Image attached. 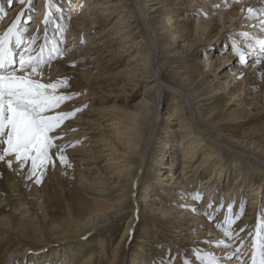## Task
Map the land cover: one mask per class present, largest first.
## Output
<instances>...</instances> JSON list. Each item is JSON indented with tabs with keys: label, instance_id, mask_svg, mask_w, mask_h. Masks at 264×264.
Instances as JSON below:
<instances>
[{
	"label": "bare ground",
	"instance_id": "1",
	"mask_svg": "<svg viewBox=\"0 0 264 264\" xmlns=\"http://www.w3.org/2000/svg\"><path fill=\"white\" fill-rule=\"evenodd\" d=\"M230 1L76 0L71 6V0H51V3L49 0H39L38 6L34 8L26 0L23 6L13 3L12 6L16 7L13 11L9 9L7 0H3L6 15L0 14V18L4 17L1 20L3 28L0 29V34L14 23L17 13L23 28L24 20L27 21L28 17H31V28L25 46L27 42L35 40L33 47L38 50L45 46V37H47L45 56L53 43L62 49L61 32L65 28L68 34L64 38L66 39L64 49L69 50L75 49L83 39L98 31L87 42L86 56L82 52L85 51L83 48L74 52L67 50L68 52L66 51L61 57L63 61L55 60L56 55L53 54L50 66L45 65L39 69L43 72L41 82H56L62 79L66 70L64 66L59 68L60 63L84 67L85 63L81 64L80 59L94 57L92 61H87L88 65L92 64L103 69L114 68L117 71L110 77L121 76L127 80H135L138 84L145 83L147 95L138 103L140 109L113 104L108 108L80 112L79 116L84 118H90L92 114L97 121L105 118L107 122L111 121L109 126L116 125L113 143L106 139L100 140L103 135L94 133L95 129L89 127L92 122L88 123L85 120H82L84 123L82 126L77 127L69 125L75 122L69 120L65 122L66 125L60 132L64 134L65 140L56 142L57 144L80 143L83 145V148L77 151V155L80 156L82 152H100L101 158L111 164L107 165L106 169L98 171H101L102 176L105 175V171H116L118 187L116 191L107 187V190L100 187L96 189V186L105 183L103 181L98 183L87 173L89 170H86L87 172L83 170L85 159L69 158L70 166L65 165L63 168L49 164L40 179L42 186L38 190L41 193L40 210L45 211V215L37 217L25 213L29 208L19 203L23 190L19 186L23 184V188L27 189L26 193L22 192L24 197H27L32 194L34 188H31L34 185L29 186L31 181L17 179L20 185L16 186L14 196L18 199L14 202L13 211L7 210L4 203L0 204V234H4L0 236V241H5L6 234H12L21 244L24 242L29 247L21 255L22 260H10L5 264H71V261L72 264H120L126 254L128 240L137 232L138 245L136 248L129 245L131 248L127 256L129 264H205L200 257H215L220 264H251L254 233L264 219L262 216L264 201H260L264 200V166L257 164L254 157L264 161V144H261L257 138L235 139L232 134L226 132L223 123L229 117H234L232 120L243 119V113L247 112L248 107H245L244 100L242 104L236 105L233 102L235 96L226 104L230 95H233L232 91L220 89L215 86V80L210 82L197 71V67L201 65L208 67L215 64L219 67L215 75L216 79H227L229 71L225 77V69L231 70L234 65L243 64L237 55L239 48L245 54L244 61L250 55L255 56L248 70H245L244 66L238 69L239 76L247 74V82L242 84L241 94L253 93L256 98L264 93L263 91L257 95L255 92L258 86L264 85V61H258V49L256 52H251L253 50L249 48V44L255 43L256 40H264V30L261 29V23L264 22V1L232 0L229 5ZM241 1L242 3H236ZM83 2L82 11L78 13ZM211 4L222 6L227 10L225 14L231 13L226 18L229 19L227 30L219 31L223 38V42H220L221 46H212L215 60L211 61L210 54L205 55L201 61L193 59L194 55L200 54L198 49L187 55H181L177 45L180 40L185 39L192 25L195 28L191 40L194 38L196 40L201 25L209 29L224 26L213 16L215 14L213 9L206 10ZM249 8L253 9L251 18ZM22 12L24 15L20 16ZM49 12H51L50 17ZM191 14L198 17L192 20ZM45 19H48L47 25L44 24ZM236 24L238 27H235ZM257 32L258 34L253 35ZM150 33L153 34L154 40ZM243 33H247L248 36L245 37ZM227 44H230L229 50L226 49ZM199 45L208 46L207 38L199 39L194 46L197 48ZM114 52L118 54V58ZM225 52L226 56L221 55ZM82 55L84 57L81 58ZM180 59H186L189 63L182 64L179 62ZM170 65H174L173 68L176 70L170 68ZM167 70L170 71V78L166 74ZM193 70L195 71L192 72ZM208 73L211 75V72ZM70 75H68L70 78L68 88H60L58 92L82 95L77 103H84L83 105L95 101L102 102L95 98L88 99L93 82L90 76L84 75L72 79ZM235 79L236 76L233 82ZM166 94L172 96L173 100ZM77 103L71 100L67 105L64 104L50 114L72 111L77 108ZM167 105L169 115L164 123L162 120L159 122L160 108L165 109L164 106ZM211 105L213 106L210 107ZM232 105H236L237 110L235 112L232 110V116H226L223 110ZM242 107H244L243 111L240 110ZM218 111L222 113L217 114ZM191 113L201 116L202 121L196 117L192 118ZM219 114L222 116L215 121ZM83 126L85 128H82ZM186 130L188 132H184ZM170 133L173 135L169 136ZM178 134L181 136L180 140L175 138ZM208 136L216 141H210ZM84 138L88 139L82 142ZM222 140L253 158H235V153L231 152L233 149L220 143ZM103 142H106V149L100 150L97 144L103 146ZM179 146L182 168L189 169L183 171L181 176L176 171V167L179 166L177 159L181 157L174 156V149ZM2 147L3 145H0V149ZM85 148L88 149L84 150ZM75 152L70 151V155H76ZM170 157L174 160L169 162L168 167L163 168ZM12 160H15L14 157ZM29 168H31L30 162L22 167V173H28ZM161 168L166 169V172L163 173ZM64 169L66 172L62 178L57 171ZM155 173L160 179L170 183H166V186L164 184L163 187L162 182L149 181ZM34 178L36 180V177ZM159 184L162 186L161 191L155 187ZM247 192H250V195ZM138 194H141L140 202L133 199ZM197 194L200 195L199 199H196ZM175 195H181L177 202L187 201L184 208H188L180 211V216L176 217L178 221L175 218H168L167 214L174 210V207L166 208L164 204V201H173L169 197ZM188 195L190 198L186 199ZM155 201L159 204H155ZM51 203L54 208L59 207V209L51 211L49 209ZM229 207L232 208L231 213L228 211ZM241 209H243L242 214ZM22 211L25 212L21 214ZM140 213L144 215V220H141ZM48 215L52 217L48 218ZM127 215L129 217L122 234L107 233L112 223ZM183 216L192 223L187 225V222L181 221ZM229 217L235 220L231 228L233 237L231 239L223 232L228 227L226 220ZM138 224L141 225V230L138 229ZM196 226H199V229L201 227L206 229L204 234L193 236V239L198 240L189 245V239H186L189 238L187 232ZM209 241L216 245H212L206 253L201 252L204 242ZM220 241L224 243L221 244ZM237 248L241 249L240 255L227 263L226 260L230 255H236ZM27 252H32L33 255L29 256L30 253ZM32 256L37 258L30 260ZM12 257L15 258L14 254L9 258ZM60 258L65 261L60 262Z\"/></svg>",
	"mask_w": 264,
	"mask_h": 264
},
{
	"label": "rangeland",
	"instance_id": "2",
	"mask_svg": "<svg viewBox=\"0 0 264 264\" xmlns=\"http://www.w3.org/2000/svg\"><path fill=\"white\" fill-rule=\"evenodd\" d=\"M262 1H264V0H262ZM15 2L20 4L18 2V0H14V3ZM25 2H26V0H25ZM38 2H39V0H32V5L34 6V8L36 6H38ZM75 2H76V0H71V6ZM197 2H198V0H197ZM231 2H232V0L228 4L230 5ZM236 3H242V1L241 2H236ZM20 6H23V5H20ZM83 6H84V2L82 3V6L79 7V9L77 11L78 13L82 11L81 8H83ZM14 8L16 9V7H14L12 5L9 7V9H11V10L13 9V11H14ZM209 9H213L214 10L213 12H215V14H213V16L215 18H217L218 22L222 23L226 27H224V26L222 27L221 26L220 28L218 27L217 29H209V28L205 27L204 25H201L199 27L198 37L196 38V40H195V38L191 40L192 31L195 28V26L192 25L190 27L189 33L187 34L185 39L182 40V41L180 40L178 45H177L178 51H180L181 55H187L190 52H192L193 50L195 51V50L198 49L200 54L199 55H194L193 59H195L197 61H201V59L204 58L205 55L210 54L209 58L211 59V61L215 60V58L213 57V55L215 54V51L212 50V46H214V45H217L219 47L221 46L220 42H223V40H222L223 38L221 37V34H219V31L220 30L222 31V29L227 30L226 28L229 26V19H226V18L231 13L225 14L227 12L226 9H224L222 6L221 7L220 6L217 7V6L213 5V4H211L210 7L208 9H206V10H209ZM18 15H19V13H17V15L14 18H17ZM190 16H191L192 20H195L196 17H198L197 15H194V14H191ZM3 18L4 17L0 18V25L1 26H2L1 20ZM31 23H32V18H31V20H27V21L24 20V22H23V24L25 25L24 29L26 30L25 38L28 37L29 31H30V28H31ZM235 23H236V21L233 22V24H235ZM235 27H238V25L236 24ZM2 28H3V26L0 27V29H2ZM254 28L257 29V27H254ZM97 32L98 31H95L89 37L83 39L81 41V43H79V45H77L75 47V49L72 48V49L69 50V49H64L66 47V45H65L66 44V42H65L66 39H64V38L68 34L67 33V28H65V30H62V32H61V36L63 38V40H62L63 42L61 43V45H62L61 46V48H62L61 51L63 52V54L66 53L67 50L69 52H74V51H80L82 48H83V50L86 51L87 49H85V48L87 47L86 45H87L88 40L91 39L94 35H96ZM256 34H258V32L257 33H253V35H256ZM150 36L154 40V37H153L152 33H150ZM201 38H207L208 46L199 45L196 48L194 45ZM205 47H207V48L204 51ZM230 48H231L230 44H227L226 49L229 50ZM85 51H82V52L86 56L88 54V50L86 51L87 53ZM115 52L116 53L118 52L117 49H115ZM115 52H114V54H115V56H117L118 54H116ZM228 52H230V51H228ZM251 52H253V51H251ZM211 54H212V56H211ZM221 55L226 56V52L222 53ZM82 57H84V55H82L81 58ZM55 58H56L55 60H57V61H63V59H61V57H59V58L55 57ZM117 58H118V56H117ZM254 58H255L254 55H250L249 57L246 58V61L242 62L243 63L242 65L241 64L240 65L236 64V65H234V67L231 70H229L228 68L225 69V77H226V74L228 73V71H229V73H228L227 79H223V80H221V79L217 80L216 79L215 75L217 73V70H219L218 65L213 64V65L208 66V67H204L205 65H201V66L199 65L200 67H197L198 68L197 71H198V73H201V75L205 77L204 79H207L210 82L215 80V82H216L215 86L219 87L220 89L226 90V91H228V90L232 91L233 95H230V97L226 101V104H227V102H228V100L230 98H233L235 96L233 102H235L236 105L242 104V101L244 100L245 101V107H248L247 108V112L243 113V116H244L243 119L232 120V118H234V117H229V119H228L229 121L226 120L225 123H223L224 127L223 126L222 127L226 128L225 129L226 132L232 134V136L235 137V139H239V138L240 139H243V138H257V140L261 144H264V99H262V98H264V93H263V95L261 94L262 96L260 95L259 97H256V98H255L253 93L251 95L241 94V89H242L243 85L247 82V74L245 73L242 76L238 75L239 67L240 66H244L245 70H248L249 65L253 62ZM93 59H94V57L93 58L84 57V59H80L82 61V62H80L81 64L84 65V63H85L84 67H78L76 64H73L74 66L73 65H62V63L59 64V68H60V66L61 67L64 66V68L66 70L65 73H64L65 76L63 78L68 77V75H70V74H71L70 76L72 77V79H74V78L77 79V78H79L81 76H84V75L90 76L93 82H92V86H91V88H92L91 90L92 91H91V93H89L90 96L88 97V99L92 100L93 98H95L97 100H102V102L95 101L94 103L86 105V107H85V105H83L84 103H77V102H79L78 99L82 96V95L80 96L77 93L78 95L74 96L71 100L77 103V106H76L77 108L79 107V108L82 109L80 112L84 113V111H93V110L98 109V108H108V107H110L113 104H117V105L124 106V107H129V108L137 107L138 109H140L141 107L138 106L139 105L138 103L142 102V100L147 97L146 92H145V85L146 84L145 83L138 84V82L135 81V80H127L125 77H121V76L110 77V75L114 74L117 70H115L114 68H110V69H103L102 67L97 68V66L95 67L92 64L88 65L87 61H92ZM262 61H264V60H262ZM179 62L182 63V64L189 63V61L187 62L186 59H183V60H181ZM78 64H79V62H78ZM173 66L174 65H170V68H173ZM90 69L91 70L93 69V70L91 71ZM173 69L176 70V68H173ZM194 71L195 70H193L192 72H194ZM169 72L170 71L167 70L166 74H167V76L169 75L168 77L170 78ZM208 72H211V75H209ZM235 76H236V79L233 82V78ZM261 76H262V74H261ZM231 85H233V86L230 88ZM171 87L172 86L170 85L169 88H171ZM238 90L240 92H238ZM263 91H264V85L258 86L257 89H255V92H257V95H259L260 92H263ZM169 94H166V96L169 97V99L173 100L172 96H169ZM71 100L64 102L61 105V107L64 104L67 105V103L70 102ZM125 100H127V101H125ZM170 103H172V101ZM236 105L228 106V108L226 107L223 110V113H225L226 116H228V115L232 116V113L237 110ZM212 106L213 105H211L210 107H212ZM168 107L169 106L167 105V106H164L165 109H163L162 107L160 108V111L158 113L159 122H160V120H162L163 123H164L165 118H167V116L169 115V111H167V109H169ZM232 110H233V112H232ZM240 110L243 111L244 107L240 108ZM80 112L76 113L75 117L68 119L69 121L75 122V124L73 123V124H69V125H73V127L75 125H76V127L77 126H82L84 124V123H82V120H85L88 123L92 122L89 127L95 129V130H93L94 133H97V134L100 133V134L103 135L102 138L100 136H98V137L101 138L100 140L106 139V140L111 141L113 143L112 140L114 138V134H116V125L115 126H111V125L109 126L108 124H110L111 121L107 122V120L105 118L101 119V121L98 119V121H97L96 117H94V115H92V114H91L90 118H84L83 116H79ZM218 113H222V112L218 111L217 114ZM191 114L193 115V116L191 115L192 118L196 117L198 120L202 121V117L201 116H199V115L196 116V114H193V113H191ZM221 116H222V114L217 115L216 118H215V121H217L216 119L221 117ZM68 120H65L63 122V124L61 125V127L57 128L55 130V132L51 133V135H55L57 133H60L61 129L63 127H65V125H66L65 122H67ZM195 122H196V120H195ZM98 123H99V125H97ZM82 128H85V127L83 126ZM107 130H109L110 132L108 133ZM184 132H188V131L186 130ZM214 134L215 133H213V136H214ZM172 135H173L172 133L169 134V136H172ZM175 138L180 140V138H181L180 134H178ZM207 138L210 141H212V142L216 141L214 139H211L209 136ZM87 139L88 138H84L82 142L87 141ZM215 139H217V138L215 137ZM61 140H65V138L56 140L55 143L57 141H61ZM223 141L224 140L220 141V143L225 144L227 147H230L231 149H233V151H231V152L235 153L236 157L233 155L235 158H237V159L242 158V157H244V158H247V157L253 158L251 155L244 154V153H242L243 152L242 150H240L238 148H233L232 146H229L225 141L224 142ZM70 144H72V143H70ZM74 144H75L74 147H69V148H67L65 150V154L68 157V159L69 158L71 160H82V159H85L86 164L83 165L84 166L83 170H85V171L89 170L88 172L87 171L86 172L89 173L90 176H93L92 178H94L95 181H97V182L101 181V183H103V182L105 183V185L96 186L97 187L96 189H98V187L106 189V187H107V189H113L112 191H116L117 188H118L117 187V176H115V172L116 171H112V172L105 171V175L104 176L101 175V171L100 172L98 171V170H101V169H103V170L106 169V166L110 165L111 162L104 161L105 159L101 158L102 154L100 152H97V153H85V152H82L81 156L79 154L77 155V151H80L83 148V145H81L78 142L74 143ZM103 144H104L103 146H101L102 144H100V145L97 144V146L100 147V150H105L106 149V146H105L106 142H103ZM4 147H6V145H3L2 148H4ZM77 149H79V150H77ZM86 149H88V148H85L84 150H86ZM179 149H180V146L178 148L175 147V149H174L175 152L174 151L173 152L175 153V155H174L175 157L178 156L180 158L181 154H180V150ZM70 151H76L75 152L76 155H70ZM89 151H90V148H89ZM13 157L14 156H6L4 161H0V200H1L0 204L4 203V206L7 208V210L12 212L13 208H14V205H15L14 202H15L16 199H18L17 197L14 196V194H15L16 186L19 184V180H21V181H25L26 180V182H30L31 181L29 186L31 184H33L34 186L31 189H33V188L34 189L32 190V194L31 195H27V197L26 196L24 197V195H23L24 192L26 193L27 189L25 190V188H23V184L22 185L19 184L20 185L19 187H21L23 189L22 190L23 194L21 192V198H20V202L19 203H20L21 206H25V207L29 208V211H26V212L22 211L21 214H23V212H25V213H29V215H31V216L43 217V215H45V213H44L45 211L40 210L41 206H42V203L40 202L41 201V199H40L41 193H40V191H38V190H40V188L42 186V182L37 183L34 177L30 178V176H29L30 173L29 172L31 171V168H29L30 171L28 170V173L23 174L22 171H21L22 167L20 166L19 162H17L16 160H12ZM254 159L257 160V162H258L257 164H259L260 166H264V161H262V159L260 160L259 158H255V157H254ZM172 160H174L173 157H170L168 159V161H166L167 164L164 165L163 168L168 167L169 166V162H171ZM263 160H264V158H263ZM9 161L12 162V166L13 167H11V168L8 167V162ZM88 161L92 162V163H87ZM177 161L179 162V166L176 167V171H177V173L180 176H181L183 171H185V170L189 171V169H183L182 168V166H183L182 157H181V159H177ZM64 166L65 165H62L59 162V160L55 161V167L56 168H63ZM112 166H115V165H112ZM13 168H15L16 171ZM19 168H20V170H19ZM162 171H163V173H165L166 169H162ZM65 172H66L65 169L57 171V173L61 174L62 178H64ZM50 173H51V171H50ZM45 174H47V173H45ZM142 174H143V172H142ZM19 176L21 178H19ZM17 179H19V180H17ZM98 179H100V180H98ZM104 179H105V181H104ZM150 180H152L153 182H155V181L162 182L163 183L162 184L163 187H164V184L166 186V183H170L168 181H163L162 178L160 179V177H158L156 175V173L153 174L149 178V181ZM155 187H157V190H159V191L162 190L161 189L162 186H160V184L158 186L155 185ZM17 193L18 192H16V194ZM29 194H30V192H29ZM141 194H138L137 196H135L136 198H133V199H135V200L137 199L140 202ZM247 194L250 195V192H247ZM32 196H33V199H32ZM180 196L181 195L170 196L169 199L173 200V201H169V202L164 201V204H165L166 208H170L171 209V207H174V210L170 211L167 214L168 218H171V219L175 218V220H177V221H178V219L176 217L178 215L180 216V211H182V209L188 210V208H184V207H186L187 201H185L183 203L177 202V199H179ZM189 196L190 195H188L186 197V199L190 198ZM260 201L263 202L264 200L261 199ZM133 202L135 203L134 200H133ZM51 204L52 205H49V209L51 211H55L56 209H59V207L54 208L53 203H51ZM155 204H159V202L157 201ZM143 216L144 215H142L140 213L141 220H144ZM20 217H23V215H20ZM50 217H52V216L48 215V218H50ZM127 217H129V216L127 215V216L117 220L116 222L112 223L109 226V228L107 229V233L108 232L109 233H112V232L115 233L116 232V233L122 234L123 230H124V226H125V224L127 222V219H128ZM213 219L214 218H212V220ZM181 221L187 222V225L192 223L191 220H189V219L186 220V216H183V219ZM139 224L137 226H138V229L141 230V225H139ZM198 227L199 226L192 227L190 229V232H187L188 233L187 236H189V238L187 237L186 239H189V242H188L189 245H192V243L195 242V240H198V239H193V236L198 235V234H204V231H205L206 228L202 229V227H201L199 229ZM3 235L4 234H2V233L0 234V236H3ZM138 236H139V234L137 232V233H135V236H133V238L128 240L129 241L128 244L131 247L136 248V246L138 245V242H136L137 239H138L137 238ZM22 243L23 244H21V242H19L17 239H15L14 236H12V234H6L5 241H0V264H5L6 262H8L10 260H14V261L15 260H18V261L22 260L23 256H21V255H23V253H25L27 247H29L28 244H26L24 242H22ZM204 243H205V245H204L203 249L201 250V252H203V253L208 252L212 245H216V244H214L211 241L204 242ZM129 245L126 248V254H125V256L122 257V259L120 261V264H129L127 262L128 252L131 249ZM222 249L223 248H221V250ZM82 251L83 250L80 248V252H82ZM29 253L27 252V254H29V256L33 255L32 252H29ZM239 253H236V255L231 256V259H229V257H228L226 262L229 263V261H233L236 258H238V256L240 255ZM13 254H14L15 258L14 259H13V257L9 258ZM36 258L37 257L32 256L29 259L30 260H35ZM55 260L57 261L58 259H55ZM60 260H61L60 262H64L65 261V259H61V258H60ZM36 262H38V261H36ZM32 263H34V261ZM70 263L72 264L73 262L71 261ZM191 263H193V262H191Z\"/></svg>",
	"mask_w": 264,
	"mask_h": 264
},
{
	"label": "snow or ice",
	"instance_id": "3",
	"mask_svg": "<svg viewBox=\"0 0 264 264\" xmlns=\"http://www.w3.org/2000/svg\"><path fill=\"white\" fill-rule=\"evenodd\" d=\"M18 2L23 5L25 0ZM7 3L11 6L14 0H7ZM28 3L31 6L32 0H28ZM248 12L251 18L253 9L249 8ZM0 14L6 15L3 0H0ZM23 15V12L20 13V16ZM48 16H51V12ZM28 19L31 20V17ZM44 24H48V19H45ZM57 27L59 28V25ZM261 29L264 30V22L261 23ZM25 32L20 18L17 17L14 23L0 34V145H6L0 149V161H4L6 156H14L21 167L27 166L30 162L29 176L36 177V182L40 183L43 172L49 164L55 167V161L59 160L62 165H69L65 150L74 147L75 144H57L55 141L62 139L64 134L51 135V133L61 127L65 120L75 117L82 109L50 114L78 94L58 92L60 88H68L70 79L68 77L56 82H41L43 72L39 69L45 65L50 66L53 54L59 58L63 56V52L53 43L45 56L47 37H45V46L38 50L33 47L35 40L27 42L25 46ZM242 35L248 36L247 33ZM249 48L253 52L258 49V61L264 60V40H256L255 43L249 44ZM237 55L241 62H244L245 54L239 48ZM8 167H12L11 161L8 162ZM199 198L200 195L197 194L196 199ZM228 211L231 213L232 208L229 207ZM242 213L243 209H241ZM234 222L235 220L229 217L226 220L228 227L223 230L224 235L230 239L233 238L231 228ZM220 243L224 242L220 241ZM252 248L251 264H264V219L254 233ZM235 251L239 253L241 249L237 248ZM200 259L205 261V264H220L215 257H200Z\"/></svg>",
	"mask_w": 264,
	"mask_h": 264
}]
</instances>
